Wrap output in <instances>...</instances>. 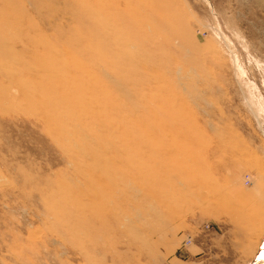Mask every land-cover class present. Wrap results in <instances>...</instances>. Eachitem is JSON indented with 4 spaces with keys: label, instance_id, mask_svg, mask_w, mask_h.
<instances>
[{
    "label": "rangeland",
    "instance_id": "rangeland-1",
    "mask_svg": "<svg viewBox=\"0 0 264 264\" xmlns=\"http://www.w3.org/2000/svg\"><path fill=\"white\" fill-rule=\"evenodd\" d=\"M262 248L264 0H0V264Z\"/></svg>",
    "mask_w": 264,
    "mask_h": 264
},
{
    "label": "bare ground",
    "instance_id": "bare-ground-1",
    "mask_svg": "<svg viewBox=\"0 0 264 264\" xmlns=\"http://www.w3.org/2000/svg\"><path fill=\"white\" fill-rule=\"evenodd\" d=\"M259 256H260V258H264V248H262V251L260 252Z\"/></svg>",
    "mask_w": 264,
    "mask_h": 264
}]
</instances>
